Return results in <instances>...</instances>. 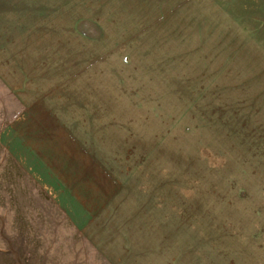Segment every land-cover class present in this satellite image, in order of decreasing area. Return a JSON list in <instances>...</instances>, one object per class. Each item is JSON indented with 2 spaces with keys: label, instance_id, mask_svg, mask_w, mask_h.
Segmentation results:
<instances>
[{
  "label": "rangeland",
  "instance_id": "374dc122",
  "mask_svg": "<svg viewBox=\"0 0 264 264\" xmlns=\"http://www.w3.org/2000/svg\"><path fill=\"white\" fill-rule=\"evenodd\" d=\"M43 1L9 90L56 171L0 148V264H264V0L239 36L219 0Z\"/></svg>",
  "mask_w": 264,
  "mask_h": 264
},
{
  "label": "crops",
  "instance_id": "0c3cea01",
  "mask_svg": "<svg viewBox=\"0 0 264 264\" xmlns=\"http://www.w3.org/2000/svg\"><path fill=\"white\" fill-rule=\"evenodd\" d=\"M226 1L227 0H219V21L221 23L224 22L226 26L223 25L222 30L226 29L230 22L233 28L232 31L234 30L231 34H236L237 36L242 35L239 33V28L236 23H234L235 21L233 20V17L230 16V14L225 13V10H227V8L229 9L228 6H231L233 3L238 5L240 2L239 0H229V4ZM44 2L45 1L43 0H0V87L6 91L8 101L12 102L14 105L11 109L8 107L6 116L3 114L1 115L0 148L3 147L6 150L9 158L8 164L12 167L11 171L13 172L14 177L16 176L15 172L22 174L31 182L32 187L36 188L39 187V184L35 181H41V183L46 184L47 175L51 172L55 173L56 168L53 167V171L52 169L45 168V164L50 166L49 162H51L53 158L52 152L46 153L45 155L43 153L39 155L35 154L39 160L41 159L40 162L39 160H31L33 150H45H38V144L40 143L37 140V138H39L37 136V131L34 142L31 140L32 122L29 121L24 124L25 120L20 121L21 117H23V119L25 118L27 109L24 108L25 105L22 106L17 101L15 98L16 95L14 96L10 92L9 88L14 84L11 83L9 76L11 77V74H15V70L18 68L16 65L17 23L30 22V20H32L31 10L33 5H41ZM262 20L264 21V19ZM224 35L225 34L222 33V36ZM17 98L19 99V97ZM17 126L18 128L22 126L23 129H17ZM43 146L46 150H49V146L44 142ZM51 147V149L54 150L55 147L52 145ZM28 171H31L30 173H32L34 177H32Z\"/></svg>",
  "mask_w": 264,
  "mask_h": 264
}]
</instances>
